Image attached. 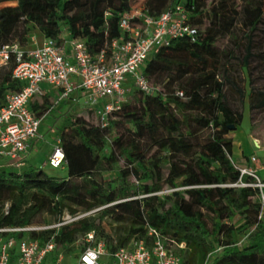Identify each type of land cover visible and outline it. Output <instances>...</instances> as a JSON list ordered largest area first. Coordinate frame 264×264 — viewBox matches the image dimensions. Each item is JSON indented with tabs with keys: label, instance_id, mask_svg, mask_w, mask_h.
Masks as SVG:
<instances>
[{
	"label": "trees",
	"instance_id": "obj_1",
	"mask_svg": "<svg viewBox=\"0 0 264 264\" xmlns=\"http://www.w3.org/2000/svg\"><path fill=\"white\" fill-rule=\"evenodd\" d=\"M4 2L15 4L0 5V47L23 43L36 29L57 43L63 42V32L81 39L91 55L102 48L109 54L112 41L124 35L121 14L137 7L132 0ZM176 3L188 12L194 37L172 38L153 51L143 67L152 92L132 86L127 96L131 91L133 106L126 99L107 125L82 118L61 124L57 139L65 176L49 175L32 163L14 167L0 157V191L7 192L0 202V225H41L35 219L42 213L56 217L95 210L25 236L40 243L52 237L68 253L79 236L93 232L96 240L105 238L101 220L108 217L116 225L115 245H106L111 250L132 239L148 243L147 229L153 227L185 243L177 249L185 264H264V189L235 166L230 125H239L242 116L226 101L217 74L239 0H145L140 8L156 17ZM13 66L11 58L0 66V106L7 90L21 87L11 75ZM47 105L44 96L40 107ZM152 149L158 153L149 156ZM163 186L171 191L160 193ZM236 216L238 225L232 221Z\"/></svg>",
	"mask_w": 264,
	"mask_h": 264
},
{
	"label": "built area",
	"instance_id": "obj_2",
	"mask_svg": "<svg viewBox=\"0 0 264 264\" xmlns=\"http://www.w3.org/2000/svg\"><path fill=\"white\" fill-rule=\"evenodd\" d=\"M119 27L123 37L113 40L109 54L102 48L91 55L81 39L69 38V54L65 42L57 43L52 38H43L34 48L24 49L18 43L0 47V66L14 62L11 75L21 82L18 90H7L0 106V157L14 167L23 166L30 153L31 145L41 138L37 116L31 102L44 95L42 84L60 89L59 98L69 97L74 88L71 80H79L81 96L86 106L97 116L102 126L108 118L121 108L127 93L133 86L145 93L153 88L143 75L146 60L155 49L167 45L172 38L191 37L196 33L195 26L188 23V12L181 3H176L159 16H151L140 7L121 14ZM181 94V93H180ZM257 147L259 144L256 143ZM254 162V155L249 157ZM46 164L62 168L65 164L64 152L59 139L55 140ZM240 174L256 178L261 189V181L256 169L235 164ZM236 185H244L239 182ZM264 199V193L261 192ZM9 203L4 204V213ZM58 222L53 226L0 225V264H185L177 249H184L185 243H177L163 236L157 229L148 227L150 241L132 239L127 246L109 249L99 240L92 243L93 232L85 236L87 245L77 253L75 262H68L66 253L54 242L52 237L43 243L25 236L32 230L57 227L74 220Z\"/></svg>",
	"mask_w": 264,
	"mask_h": 264
},
{
	"label": "rangeland",
	"instance_id": "obj_3",
	"mask_svg": "<svg viewBox=\"0 0 264 264\" xmlns=\"http://www.w3.org/2000/svg\"><path fill=\"white\" fill-rule=\"evenodd\" d=\"M145 0H132L133 4L137 7L143 4ZM15 4V2H4L0 5ZM136 7V8H137ZM66 37V33L63 32L62 37ZM43 41V37L36 30L28 32L27 40L20 42L19 44L26 48H32L39 46ZM36 42L38 43L37 45ZM218 77L225 83L224 92L225 99L229 102L238 112L241 113V122L235 128L231 130L229 135L233 139L232 157L234 161L241 167L253 168V164L241 160L238 156L247 157L249 153L255 152L260 157V163L264 165L263 157L264 153L253 147L252 142H256L264 147V2L261 6L255 5L252 0H239V14L236 18L235 24L231 29L228 37L221 44V59L218 68ZM54 97V96H53ZM48 99V105L54 104V98ZM133 94L130 91L127 96V100L133 106ZM43 99V98H42ZM39 102L38 104H42ZM68 108L67 103L64 101L56 104L55 109H51L47 112L45 118L39 127V133H41L42 140L39 142V146L33 150V157H31L33 164L36 167H41L49 175L65 176L66 168H53L47 164H44L45 159L52 150L55 140L57 139V133L61 127L63 121L67 119H84L89 124H100L96 114L89 111L86 105L77 106L71 110V113L64 116V111ZM59 110L62 113L59 114ZM47 109H39L36 114L42 117ZM240 152V153H239ZM158 151L152 149L149 152V156L156 155ZM256 163H258L256 161ZM264 170L259 173L256 172L257 177L261 181V188L264 189V178L262 175ZM111 176H115L111 173ZM136 182L134 178L130 179ZM255 184V183H254ZM171 191L170 188L162 187L160 193H166ZM6 191H0V202L5 198ZM95 214V210L83 212L77 211L75 214H69L64 211L60 216H51L46 213H42L36 217L37 224L53 226L58 222L70 220L72 218L79 219L86 216ZM232 221L235 224L240 223L238 216L234 217ZM101 227L105 234V238L94 236L92 243L102 240L108 246L115 245V229L116 225L108 217H104L101 220ZM109 237V239L107 238ZM243 233L238 232L236 238L243 239ZM87 245L85 237L79 236L71 245L72 251L66 253L68 262H75L77 259V253Z\"/></svg>",
	"mask_w": 264,
	"mask_h": 264
},
{
	"label": "crops",
	"instance_id": "obj_4",
	"mask_svg": "<svg viewBox=\"0 0 264 264\" xmlns=\"http://www.w3.org/2000/svg\"><path fill=\"white\" fill-rule=\"evenodd\" d=\"M63 38H64L63 41L66 43V44H65L66 54H69V52H70V46H69V44L67 43L68 40H69L67 34H66V37L63 36ZM37 44H38V43L36 42L35 45H37ZM22 47H23V46H22ZM26 47H27V46H25V47H23V48H24V49H28V48H26ZM30 47L34 48L32 45H31ZM71 80L74 82V88H73V90L70 92L69 97H67V98H62V99L59 98V96H60V89H58V88H54V87L49 86V85H47V84H42V85H41L42 88H43V90H44V95H43L41 98H36V99H34V100L31 102V107L33 108V110L35 111V113L37 112L38 108L41 109V110L43 109V108L40 107L41 105L38 104L39 102L41 103V100H40V99H42L44 96H47L48 99H51V98L54 96V97H53V98H54V104L49 105V109L46 108L47 111H45L44 115L41 117V121H42L43 118H45V116H46V114H47L48 111H50L51 109H55L56 104H59V103H61V102H63V101H64L65 103H67V105H68V108L66 109V111H64V113H65L64 116H63V115L61 116L63 119H65V116H66L67 114L71 113V110H72V109L76 108L77 106L86 105L85 102H84V100H83V97L81 96V91H80V88H79V86H78V84H79V80H78V78L75 77V76H72ZM58 112H59V114L62 113L61 110H59ZM63 122H64V121H63ZM63 122H62V123H63ZM39 132H40V131H39ZM40 134H41V133H40ZM41 140H42V138H40V139H38V140H36V141L33 142V144L31 145L32 147H31L30 153H29V154L27 155V157L24 159L23 166H27L29 163H32V164H33L32 160H31V159H32L31 157H33V150H35L36 147L39 146V142H40ZM233 142H234V141H233ZM252 145H253V147H254V146L257 147L256 142H254V141L252 142ZM257 149L264 153V147H262L261 145H259V147H257ZM239 153H240V152H239ZM232 154H233V151H232ZM241 155H242V154L240 153L238 156H240L239 158H241V160H243V161H246L247 159L249 160V157L252 156V155H254V156L256 157V160H255L254 162H251V163L253 164V168L256 169V172H258V173H259L260 171H263V170H264V165L260 163V160H259L260 157H258V156L255 154V152H251V153H249L247 157H241ZM45 160H46V159H45ZM256 161H257L258 163H256ZM263 161H264V157H263ZM249 162H250V160H249ZM263 163H264V162H263ZM44 164H46V161L44 162ZM33 165H34V164H33ZM262 177L264 178V174L262 175Z\"/></svg>",
	"mask_w": 264,
	"mask_h": 264
},
{
	"label": "water",
	"instance_id": "obj_5",
	"mask_svg": "<svg viewBox=\"0 0 264 264\" xmlns=\"http://www.w3.org/2000/svg\"><path fill=\"white\" fill-rule=\"evenodd\" d=\"M230 128H231V129L235 128V125H230Z\"/></svg>",
	"mask_w": 264,
	"mask_h": 264
}]
</instances>
